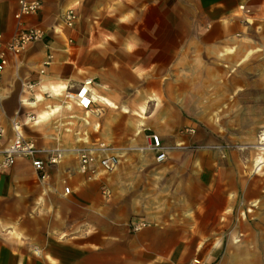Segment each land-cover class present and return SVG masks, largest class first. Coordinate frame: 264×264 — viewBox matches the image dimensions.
<instances>
[{"label": "crops", "instance_id": "crops-1", "mask_svg": "<svg viewBox=\"0 0 264 264\" xmlns=\"http://www.w3.org/2000/svg\"><path fill=\"white\" fill-rule=\"evenodd\" d=\"M41 1L42 11L26 21L43 30L45 37L11 57L1 77L7 99L0 120V151L14 137V120L21 136L39 149L61 151L62 158L46 167L47 180L42 182L28 160L18 159L0 171V264H189L194 258L203 264H264V209L256 212L254 226L242 219L233 226L237 196L238 202L248 200L242 193L247 180L237 162L184 159L172 170L164 164L167 160L157 163L155 154L148 153L127 161V176L121 175L120 166L107 176L97 167L88 179L78 174L75 154L99 143L113 147L108 130L97 129L93 139L85 131L87 116L99 115L96 103L142 119L145 105L159 102L150 90L136 92L141 74L152 72V56L167 54L166 38L155 30L157 25L173 17L182 31L191 32H181L182 39L214 40L209 44L214 56L224 67H237L251 54L264 59V0ZM16 9L15 0H0V35L5 41L14 33ZM66 9L77 10L72 28L59 22ZM106 22L111 26L103 25ZM124 25L131 27L126 34L119 31ZM155 49L159 53L153 55ZM231 54L239 56L234 64L228 63ZM49 56L52 62L41 75ZM86 81L92 83L93 102L82 110L63 96ZM26 83L49 90L51 99L36 97L35 91L27 94ZM174 101L178 108L183 106ZM28 115L36 121H27ZM159 116H165L164 128L149 133L158 136L164 148L183 143L169 122V110ZM208 138L216 141L213 135ZM192 140L202 142V134L197 132ZM259 151L264 155V148ZM262 155L253 161L254 172L264 166ZM205 168L214 169L206 174ZM170 170L173 176L166 174ZM238 175V181H232ZM207 176L216 185L204 194L200 184ZM232 183L238 184L239 194L232 191ZM103 186L110 191L108 197L99 191ZM254 196L250 199L264 204V193ZM140 223L146 226L134 231ZM248 229L251 235L242 237ZM234 230L241 235L239 241ZM3 237H10L13 245Z\"/></svg>", "mask_w": 264, "mask_h": 264}, {"label": "rangeland", "instance_id": "rangeland-1", "mask_svg": "<svg viewBox=\"0 0 264 264\" xmlns=\"http://www.w3.org/2000/svg\"><path fill=\"white\" fill-rule=\"evenodd\" d=\"M76 11L74 10L75 13ZM61 15L59 22H61ZM168 19V23L157 25L155 28L166 38L167 54L161 57L152 56V72L141 74L136 88L137 93L139 90L140 93L150 90L157 96L159 102H148L142 119L137 114L123 113L120 109L108 110L96 103L95 109L99 115L87 116L85 131L88 137L93 139L98 137L97 129L98 131L102 130L101 128L104 131L108 130L110 140L113 141V147H109L110 154L117 157V166H120L123 171L121 175L127 176L126 168L123 167L128 164V160L134 161L146 157L148 153L154 154L150 148V137L154 135L149 132L156 128H164L165 116L160 117L159 113L163 115L169 110V122L176 130V135L184 142L174 144L172 147L165 146L167 161L164 164L172 168V165L184 159L197 160L201 164L213 162L216 159L224 161L229 158L233 164L237 162V165L241 167L242 177L247 180L246 188L242 189V193L248 195V200L239 201L241 202L239 203V195L237 196V208L232 210L233 218H235L233 226L241 219L254 226L257 220L256 212L264 209L261 200L250 199L251 196L255 197V192L264 193V166L258 172H254L253 167L257 154L262 155L259 148L264 147V141H260V135L264 134V59L251 54L252 56L249 55L237 67L231 65L224 67L226 65L224 61L216 58L214 52H211L209 44H212L214 40L182 39L181 32L185 35L191 32L182 31L181 25L176 24L173 17L169 16ZM103 25L111 26L108 22ZM129 30L131 27L124 25L119 31L126 34ZM154 52L153 55L159 53L156 49ZM232 56L228 63L234 64L239 60V56ZM160 65H162L161 71H159ZM34 91L36 97L40 95L44 100L51 99L52 94L49 90L36 86ZM174 99L178 103L182 102L183 106L180 104L181 108H178ZM138 106L137 103L133 104L134 109ZM194 114L204 120L196 119ZM95 124H99L100 127L95 128ZM74 126L66 127L74 128ZM197 132L202 134L200 143L192 140ZM209 134L213 135L216 141L213 139L209 141ZM184 135L189 137L188 141ZM115 169L105 172L104 175L116 173L118 167ZM213 169L205 168L203 171L207 174ZM172 170L166 174L173 176ZM185 170L190 169L185 168ZM233 171L237 170L233 169ZM209 175L214 176L212 173ZM238 177L239 175L232 181H238ZM215 185L208 176L200 184L204 194L208 191V187ZM230 186L232 191L237 190L239 194V189H236L238 184L235 186L232 183ZM99 191L105 197L110 195V191L104 186ZM202 194L201 197L205 196ZM249 229L248 235L244 234L242 237L248 238L251 235ZM233 232L234 238L237 235L236 239L239 241L241 235L238 231ZM6 238L3 237L4 241L13 245V240L10 237ZM197 260L202 263L200 259Z\"/></svg>", "mask_w": 264, "mask_h": 264}, {"label": "built area", "instance_id": "built-area-1", "mask_svg": "<svg viewBox=\"0 0 264 264\" xmlns=\"http://www.w3.org/2000/svg\"><path fill=\"white\" fill-rule=\"evenodd\" d=\"M16 12L14 14L15 30L10 39L5 41L0 35V115L3 113V105L7 99L5 88L1 85V77L9 66L11 57H18L31 44L41 41L45 37V32L40 28L28 25L27 19L38 15L43 8L41 0H16ZM77 21V14L72 9L65 10L61 15V22L64 26L72 28ZM52 62V56L42 63L39 73L45 74V68ZM91 81L83 83L76 91L66 92L63 98L66 102H73L78 108L88 110L93 102L90 93ZM36 88L35 84L26 83L24 85L25 92L33 95ZM32 103L36 102V98L32 97ZM1 119V118H0ZM36 117L27 116V121L35 122ZM14 137L8 145L0 152V171L11 168L18 159L28 160L40 181L47 178L46 167L54 166L59 163L62 158V152L59 150L39 149L34 141L26 139L18 132L19 125L16 121H11ZM2 128L0 127V137ZM150 148L155 154V161L161 163L166 160V150L161 144L158 136L150 137ZM79 165L78 172L88 179L94 175L96 168H100L104 172L112 171L118 164V159L110 154V149L103 143H99L90 148L77 149L75 151ZM44 156V159L41 158ZM95 168H92V167ZM65 194H69V189H64ZM145 223L133 226L134 231H138L145 227ZM189 264H202L199 260L193 259Z\"/></svg>", "mask_w": 264, "mask_h": 264}, {"label": "bare ground", "instance_id": "bare-ground-1", "mask_svg": "<svg viewBox=\"0 0 264 264\" xmlns=\"http://www.w3.org/2000/svg\"><path fill=\"white\" fill-rule=\"evenodd\" d=\"M66 94V93H65ZM106 100V99H105ZM71 102V101H70ZM0 118H1V115H0ZM1 120V119H0ZM260 141H264V134H261L260 135ZM262 148H264V147H262ZM81 174V173H80Z\"/></svg>", "mask_w": 264, "mask_h": 264}]
</instances>
